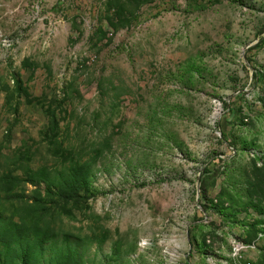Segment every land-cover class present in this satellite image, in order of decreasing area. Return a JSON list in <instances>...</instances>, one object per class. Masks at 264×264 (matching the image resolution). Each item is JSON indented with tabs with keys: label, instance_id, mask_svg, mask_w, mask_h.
<instances>
[{
	"label": "rangeland",
	"instance_id": "374dc122",
	"mask_svg": "<svg viewBox=\"0 0 264 264\" xmlns=\"http://www.w3.org/2000/svg\"><path fill=\"white\" fill-rule=\"evenodd\" d=\"M0 264H264V0H0Z\"/></svg>",
	"mask_w": 264,
	"mask_h": 264
}]
</instances>
